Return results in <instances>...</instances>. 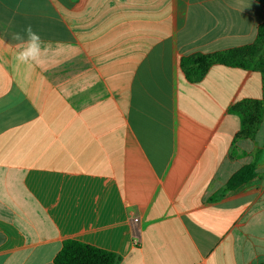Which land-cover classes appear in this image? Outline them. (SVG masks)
<instances>
[{"label":"crops","instance_id":"1","mask_svg":"<svg viewBox=\"0 0 264 264\" xmlns=\"http://www.w3.org/2000/svg\"><path fill=\"white\" fill-rule=\"evenodd\" d=\"M263 21L264 0H0V264H55L66 240L118 264H264L263 73L181 66ZM27 25L47 48L31 68ZM245 100L262 119L237 138Z\"/></svg>","mask_w":264,"mask_h":264},{"label":"trees","instance_id":"2","mask_svg":"<svg viewBox=\"0 0 264 264\" xmlns=\"http://www.w3.org/2000/svg\"><path fill=\"white\" fill-rule=\"evenodd\" d=\"M246 69H258L264 76V21L258 29L257 40L253 45L236 47L225 52L208 55H190L183 58L181 66L193 80L200 79L209 67L215 63ZM264 88V81H263ZM260 100L242 101L231 107L242 120V129L236 137L249 138L256 133L263 114ZM254 176L253 166L243 167L234 174L227 189H233ZM55 264H118L119 257L109 252L77 240H66L55 258Z\"/></svg>","mask_w":264,"mask_h":264},{"label":"clouds","instance_id":"3","mask_svg":"<svg viewBox=\"0 0 264 264\" xmlns=\"http://www.w3.org/2000/svg\"><path fill=\"white\" fill-rule=\"evenodd\" d=\"M11 38L18 42V51L14 57L18 64L26 65L28 68L42 64L47 48L39 33L34 31L31 25L13 33Z\"/></svg>","mask_w":264,"mask_h":264}]
</instances>
